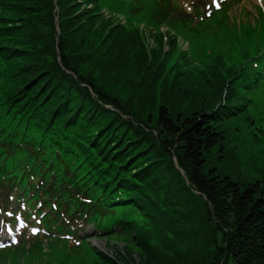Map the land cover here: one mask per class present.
Wrapping results in <instances>:
<instances>
[{
    "label": "trees",
    "instance_id": "1",
    "mask_svg": "<svg viewBox=\"0 0 264 264\" xmlns=\"http://www.w3.org/2000/svg\"><path fill=\"white\" fill-rule=\"evenodd\" d=\"M56 1L61 12L56 46L62 69L54 56L52 0H0L7 16L3 24L11 25L5 29L11 46L0 43V63L11 66V78L21 80L19 95L30 96V101H18L11 108L25 113L71 111L75 116L87 109L91 115L85 123L110 140L122 137L139 173L172 197L171 204L185 208L187 218L179 224L195 223L212 234L208 264H264V176L252 183L243 180L249 166L235 161L229 129L215 118L221 96L199 91L205 80L197 89L190 79L185 83L180 76L172 79L167 63L156 66L161 38L148 57L143 41L110 27L99 7L91 18L80 10V0ZM5 96V101L19 97L14 89ZM103 106L119 115L103 117ZM96 117L102 120L101 127L94 122ZM129 129L136 136L128 137ZM171 155L200 196L182 184L169 163ZM187 245L185 240L180 247Z\"/></svg>",
    "mask_w": 264,
    "mask_h": 264
},
{
    "label": "rangeland",
    "instance_id": "2",
    "mask_svg": "<svg viewBox=\"0 0 264 264\" xmlns=\"http://www.w3.org/2000/svg\"><path fill=\"white\" fill-rule=\"evenodd\" d=\"M152 1L154 2V0H147L146 5H150ZM187 1L189 2L190 0H179L181 4H185ZM115 3L121 4L120 1ZM129 6L130 9H132L134 7V2L129 3ZM260 9H264V0H244L238 8H233L231 13L228 14L229 23L235 24L233 29L236 35H240L241 37L234 36L231 32L232 34L229 37L224 36L220 40L217 34H212L210 29H205L204 26L199 29L205 40L199 39L195 42L193 49H191L193 53V56H191L192 63L187 62L188 69H193L195 66L209 65L211 61L219 55L223 56L228 61L233 55L234 44L236 42L237 44L244 43V46L252 45L254 42L253 33H256L257 30H254L252 35L249 36L247 29L252 24L257 23V18L259 17L258 11ZM222 31H224V28L219 29V32ZM186 34L187 32L184 33V36ZM258 36L261 42L259 41V43L250 50L251 53L264 48V22H262ZM180 37H178L179 40L183 42ZM209 38L213 40L211 44L213 49L211 55L207 57L204 51V44L208 42L207 40ZM222 41H224L222 49L215 51V45ZM183 45L185 50H190L185 39ZM228 49H232V51L228 53ZM207 72L208 75L211 73L213 74L214 69H207ZM258 95L264 98V90H260ZM192 226H194L192 229V248L184 255L183 261L185 264H208L210 262L209 255L211 254V241L209 236L206 231L199 229L198 226ZM72 241L74 240L68 237L62 238V240L44 239L43 248L34 246L30 251L24 249L4 251L0 253V264H93L95 260L94 253L85 245H74L71 243ZM105 242L106 241L103 243ZM139 264L141 263L139 262Z\"/></svg>",
    "mask_w": 264,
    "mask_h": 264
},
{
    "label": "snow or ice",
    "instance_id": "3",
    "mask_svg": "<svg viewBox=\"0 0 264 264\" xmlns=\"http://www.w3.org/2000/svg\"><path fill=\"white\" fill-rule=\"evenodd\" d=\"M220 3H221V0H213V4H214L217 8L220 7ZM53 207H55V205H53ZM7 215H8V216H12L13 213H12V212H8ZM16 219L19 220L20 217L17 216ZM0 223H3V222L0 221ZM11 231H12V230L9 228V229H8V232L10 233ZM32 231H33V234H35V233L38 231V229H35V228H34ZM14 242H15V241H14ZM77 243H79V241H77Z\"/></svg>",
    "mask_w": 264,
    "mask_h": 264
}]
</instances>
